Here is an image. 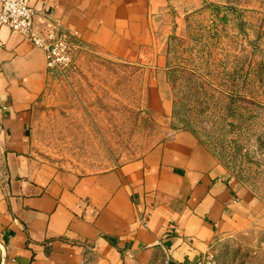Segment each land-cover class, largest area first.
Instances as JSON below:
<instances>
[{
    "label": "crops",
    "instance_id": "0c3cea01",
    "mask_svg": "<svg viewBox=\"0 0 264 264\" xmlns=\"http://www.w3.org/2000/svg\"><path fill=\"white\" fill-rule=\"evenodd\" d=\"M28 1L47 37L77 32L118 60L159 58L150 105L171 118L163 30L203 0ZM52 74L44 49L0 25V264H194L253 222L259 203L188 129L105 171L51 172L31 117Z\"/></svg>",
    "mask_w": 264,
    "mask_h": 264
},
{
    "label": "rangeland",
    "instance_id": "374dc122",
    "mask_svg": "<svg viewBox=\"0 0 264 264\" xmlns=\"http://www.w3.org/2000/svg\"><path fill=\"white\" fill-rule=\"evenodd\" d=\"M178 17L160 45L174 117L150 105L159 58L81 47L33 111L35 157L51 172L105 171L190 129L259 203L253 222L215 248L217 264H264V0H203Z\"/></svg>",
    "mask_w": 264,
    "mask_h": 264
},
{
    "label": "built area",
    "instance_id": "2783aa9c",
    "mask_svg": "<svg viewBox=\"0 0 264 264\" xmlns=\"http://www.w3.org/2000/svg\"><path fill=\"white\" fill-rule=\"evenodd\" d=\"M34 18L35 12L28 0H0V25L9 26L33 45L44 49L47 68L51 72L69 67L74 62V52L82 46L77 32L71 34L59 30L56 36L47 37L35 28ZM164 264L171 263L167 260ZM194 264H217L215 254L209 252Z\"/></svg>",
    "mask_w": 264,
    "mask_h": 264
},
{
    "label": "trees",
    "instance_id": "16d2710c",
    "mask_svg": "<svg viewBox=\"0 0 264 264\" xmlns=\"http://www.w3.org/2000/svg\"><path fill=\"white\" fill-rule=\"evenodd\" d=\"M172 115H173V117L175 116V115H174V108H173V113H172ZM181 129H187V128H181ZM188 130H190V129H188Z\"/></svg>",
    "mask_w": 264,
    "mask_h": 264
}]
</instances>
